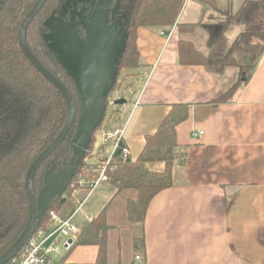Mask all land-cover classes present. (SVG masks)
Segmentation results:
<instances>
[{
    "label": "crops",
    "instance_id": "obj_1",
    "mask_svg": "<svg viewBox=\"0 0 264 264\" xmlns=\"http://www.w3.org/2000/svg\"><path fill=\"white\" fill-rule=\"evenodd\" d=\"M241 2L183 1L175 24L196 23L191 33L175 26L166 38L161 33L171 26L137 28L140 66L125 89L136 86L138 92L125 102L114 99L104 123L123 127L121 142L135 161L145 135L156 130L171 105L187 104L188 117L175 127L174 151L184 162H174L171 186L153 196L139 224L125 218V201L135 198L134 190L117 193L108 181L89 194L79 189L67 198L60 210L63 215L83 200L73 215L80 228L105 209L110 225L107 264H138L135 255L141 257L140 264H264V53L247 80L239 78L234 67L210 72L201 65H182L177 54L179 39L193 41L202 53L221 33L230 45L242 26L224 29L223 21ZM238 78L232 97L214 103ZM197 129L203 133L192 137ZM109 149L94 146L99 157ZM145 167L161 172L164 163L147 162ZM140 236L144 248L135 252L133 239ZM98 249L96 244L75 241L66 257L74 264H95Z\"/></svg>",
    "mask_w": 264,
    "mask_h": 264
},
{
    "label": "trees",
    "instance_id": "obj_2",
    "mask_svg": "<svg viewBox=\"0 0 264 264\" xmlns=\"http://www.w3.org/2000/svg\"><path fill=\"white\" fill-rule=\"evenodd\" d=\"M36 1L0 0V255L19 237L27 223L30 206L25 189V173L33 158L60 132L67 117V104L63 95L36 70L18 44V26ZM183 1L118 0L116 11L120 16L116 26L125 32V45L117 65L118 74L121 68L134 70L140 66L135 40L137 28L173 26ZM64 2L65 0H46L26 28L25 42L29 50L68 89L75 102V118L68 134L34 173L32 190L36 196L44 174L49 169L56 170L63 164L75 161L70 139L81 111L79 89L49 49L45 39V33L49 29L47 19L52 13H58ZM223 24L224 29L242 26L230 45H227L226 38L221 33L207 53H202L193 41L179 39L178 62L182 65H201L210 72H223L227 67H234L239 71V78L247 80L264 53V0H242L235 12L226 14ZM196 25L177 23L176 27L181 33H191ZM239 78L213 99V102L223 103L230 99L240 83ZM107 96L104 98L105 107L108 103ZM105 112L92 133L79 166L84 163L88 153L94 150L96 129L103 124ZM188 114L187 104H172L156 130L145 135V145L135 161L120 159L123 144L119 142V148L114 153L115 166L107 174L117 193L124 189L136 192L134 199H127L125 202L127 218L131 223L143 221L153 196L171 186V168L174 162H184L183 155L174 151L177 145L175 127ZM152 161L163 162L164 169L161 172L149 171L145 163ZM71 192L67 184L64 193L51 200L48 210L60 211ZM46 213L37 227L45 225ZM109 229L105 209L80 228L76 244L97 245L99 249L95 264H107ZM132 244L135 249H143V236L133 239Z\"/></svg>",
    "mask_w": 264,
    "mask_h": 264
},
{
    "label": "water",
    "instance_id": "obj_3",
    "mask_svg": "<svg viewBox=\"0 0 264 264\" xmlns=\"http://www.w3.org/2000/svg\"><path fill=\"white\" fill-rule=\"evenodd\" d=\"M46 0H37L21 20L18 26V44L25 57L31 62L36 70L47 79L63 95L67 104L66 120L55 138L48 143L40 153L32 160L25 173V189L29 200V216L27 223L22 229L19 237L0 255V264H6L9 259L15 256L27 239L36 229L40 220L49 209L51 200L55 196L62 195L64 188L72 180L74 174L85 154L94 129L100 124L105 112L104 98L114 87L118 76L117 65L119 57L125 45V32L121 29V42L119 36L116 38L117 26L108 24V6L113 0H97L90 3V14L88 19L82 16V24L85 36L81 39L77 33V22L75 15L71 16L68 23L59 20L55 28L61 31L58 43L59 54L49 49L63 65L66 72L74 79L78 86L81 111L70 139V146L73 150L74 162L63 164L56 170L49 169L44 174V179L36 196L32 190L34 173L38 166L48 155L53 152L68 134V130L75 118V102L68 89L34 57L29 50L25 35L30 21L37 15ZM118 2V0H117ZM56 20L53 17L47 19V26L51 27L50 21ZM61 22V23H60ZM116 42H115V41ZM47 41V39H46ZM119 48L117 47V42ZM244 78L242 77V80ZM125 102L120 98L115 103Z\"/></svg>",
    "mask_w": 264,
    "mask_h": 264
},
{
    "label": "built area",
    "instance_id": "obj_4",
    "mask_svg": "<svg viewBox=\"0 0 264 264\" xmlns=\"http://www.w3.org/2000/svg\"><path fill=\"white\" fill-rule=\"evenodd\" d=\"M175 26L176 24L171 26L168 32L161 34L169 38ZM123 132V127L121 129L106 127L97 130L94 145L97 147L110 146V149L102 159L90 162L85 167L82 166L77 181L71 180L68 184L72 190L70 196L79 189H83L89 194L99 183L109 181L107 172L115 166L114 153L119 148ZM202 133L203 130L197 129L191 135L195 137ZM128 155V148L123 144L119 157L121 160H126L129 159ZM82 202L81 199L77 200L72 212L65 215L55 209L48 210L45 225L36 227L21 250L6 264H74L66 255L80 232V227L73 220V215L81 209ZM134 259L140 264L141 257L139 255H135Z\"/></svg>",
    "mask_w": 264,
    "mask_h": 264
},
{
    "label": "rangeland",
    "instance_id": "obj_5",
    "mask_svg": "<svg viewBox=\"0 0 264 264\" xmlns=\"http://www.w3.org/2000/svg\"><path fill=\"white\" fill-rule=\"evenodd\" d=\"M117 19V18H116ZM116 19H114V21L116 20ZM52 25V24H51ZM109 25H114V22H112L111 24H109ZM49 28H50V30L47 32V33H45V39H47V42L49 43L48 45H49V47L56 53V54H59V48H58V46H59V43H58V38H59V35H60V33H61V31H59V29H57V28H52V27H50L49 26ZM117 30V32H116V38L119 36V41L121 42V29L120 28H118V29H116ZM232 34L233 33H231V35H230V38L233 40L235 37L234 36H232ZM236 34V33H235ZM234 34V35H235ZM231 40V41H232ZM115 41V40H114ZM117 42V47L119 48V46H118V43H119V45H120V42ZM116 42V41H115ZM134 71L135 70H133V69H128V68H121L120 69V72H119V74H118V76H117V78H116V82H115V86L113 87V89H112V91L108 94V96H107V100H108V103H107V107H106V111L108 112V114H110L109 113V111H112V109L114 108L113 106H114V99H120V97H122L123 99H125V100H128L129 99V96H131L130 94L132 93V92H134L135 91V88H136V86L134 87V86H132L131 87V85H128V88H126L125 89V84H127L128 83V81H130V80H132V78H133V73H134ZM124 89H125V91H124ZM123 91H124V94H123ZM137 92H138V90H136L135 92H134V94L132 95V97L133 98H135V96H136V94H137ZM107 114V115H108ZM105 118H106V112H105ZM104 121H105V119H104ZM104 121H103V124L98 128V129H105L107 126V123L105 122L104 123ZM98 129H96V130H98ZM97 132V131H96ZM95 138H96V133H95ZM99 149H97V151H98ZM94 152V150L92 151V153L91 152H89L88 153V155L84 158V163L82 164V165H80V166H78V168H77V170H76V172H75V174H74V177H73V181H77V179H78V173L81 171V168H83V167H85L88 163H90V162H93V161H96V160H98V159H102V157L103 156H101V157H99V156H97V153L99 152ZM106 152H107V150H106ZM83 166V167H82ZM127 199H132V198H127ZM126 202V201H125ZM124 209H125V218H127V212H126V203H125V207H124ZM127 220H128V218H127ZM128 222L129 223H131L129 220H128ZM140 222V221H139ZM139 222H135L136 224H139ZM137 238H139V237H137ZM142 248L140 247V248H138V249H135V252H139L140 250H141Z\"/></svg>",
    "mask_w": 264,
    "mask_h": 264
},
{
    "label": "flooded vegetation",
    "instance_id": "obj_6",
    "mask_svg": "<svg viewBox=\"0 0 264 264\" xmlns=\"http://www.w3.org/2000/svg\"><path fill=\"white\" fill-rule=\"evenodd\" d=\"M92 1H97V0H65V2L61 5L60 10L58 13H52L50 17L55 18L56 20L50 21L49 24L51 25L52 28H55L56 25L59 23V20L68 23L71 19V16L75 15V21L77 22V33L81 39L84 38L85 36V31L84 27L82 24V16L86 18V20L89 17L90 14V3ZM118 8V2L117 0H113L110 5L108 6L109 10V17H108V24H111L114 22L116 24V21L118 19V16H120V13L116 11ZM48 18V19H49ZM117 18V19H116ZM59 19V20H57ZM114 19H116L114 21ZM61 21V22H62ZM60 22V23H61ZM49 28V27H48ZM119 27H117L118 29ZM50 28L48 29V31ZM47 33V32H46ZM48 43V42H46ZM49 44V43H48ZM49 47V45H48Z\"/></svg>",
    "mask_w": 264,
    "mask_h": 264
}]
</instances>
